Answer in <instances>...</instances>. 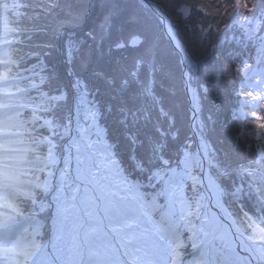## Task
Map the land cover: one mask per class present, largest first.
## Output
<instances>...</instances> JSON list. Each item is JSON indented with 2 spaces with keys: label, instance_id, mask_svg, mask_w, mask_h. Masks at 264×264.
<instances>
[{
  "label": "trees",
  "instance_id": "1",
  "mask_svg": "<svg viewBox=\"0 0 264 264\" xmlns=\"http://www.w3.org/2000/svg\"><path fill=\"white\" fill-rule=\"evenodd\" d=\"M147 1L171 18L186 52L190 85L197 95L196 132L210 147L211 173L224 191L225 205L242 230L249 231L251 219L264 226V97L251 85L258 78L253 72L264 76V0ZM183 5L191 7L187 20L179 13ZM0 6L6 9L0 13V45L7 44L0 56L9 64L8 75L31 78L7 84L0 92L33 88L5 99V105L38 110L17 113L20 123L29 126L9 146L30 150L26 156L31 161L38 153L42 167L50 144L24 148L19 143L40 136L61 152L68 140L63 133L86 92L116 159L146 191L159 188L149 187L154 172L177 166L187 151L196 153L180 56L155 12L138 0H0ZM135 36L143 43L130 48ZM120 43L126 47L116 49ZM62 94L65 99L59 100ZM41 118L50 120L53 130L42 126ZM11 119L2 130L19 132ZM8 173L15 181L4 182L10 189L5 196L0 193V204L14 198L15 212L36 215L43 224L36 237L30 234L32 222L21 230L23 247L33 240L47 244L52 214L50 209L41 213L48 196L38 188L46 172ZM188 185L189 195L201 192ZM10 260L23 264L25 253L0 251V264Z\"/></svg>",
  "mask_w": 264,
  "mask_h": 264
},
{
  "label": "rangeland",
  "instance_id": "2",
  "mask_svg": "<svg viewBox=\"0 0 264 264\" xmlns=\"http://www.w3.org/2000/svg\"><path fill=\"white\" fill-rule=\"evenodd\" d=\"M5 11V7L0 6V13ZM6 46L7 44L4 46L0 45V51ZM8 71L9 64L0 56V88L5 86V84L19 83L24 80L21 76L16 77L8 75ZM253 75H258V78L251 85L255 90V93L259 92V94L264 97V76H262L260 72H253L252 76ZM29 79L31 78H28V80ZM30 86H32V84H30ZM24 90L25 89H16L14 91L12 90L14 93L7 94H2L0 92V118L3 117L1 112H4V109H13L10 106L5 105V100L2 99L10 95H13V97L10 96L11 98H18L29 92L28 90L23 92ZM29 90H31V88ZM58 99L64 100L65 95L62 94ZM258 99L259 98H255V105ZM78 100L79 101L77 103L79 107H76L74 111L75 117L73 123L67 130L64 131V136H68L69 140L64 146L62 154L53 156L52 158L46 157L43 162L45 168L49 169L48 167H53L52 171L47 170V177L50 178L48 179L49 186L46 185V182L44 184H39L40 188H42L44 192L45 190H49L48 194L50 195L51 205L53 206V240L51 242L50 252L56 253L57 257L60 258L61 264H82L83 262L85 253L82 247L81 239L77 233V224L80 223H77L78 217H75L76 213L80 212L77 208L73 209L70 207L73 206L72 201L67 202L64 197H70L74 188L77 187V185H74V183L70 181L74 179V171L80 172L83 166L86 165L89 166L91 171L90 175L94 178L97 185H105V189L102 192L106 196L103 200V213L105 214L106 219H108L107 221H109L108 225L111 226L112 231L116 235L118 244L126 247L125 249L128 256H133V254L138 253L139 257H141V264H171L173 260L171 253L173 251L174 241L170 231L174 228L177 234L184 235V246L181 248L182 258L180 263L188 264V261L185 259L187 256L185 255L184 250L187 249L188 245L190 250L193 249V242L191 240V235L189 238L185 237V233L188 232V229L181 220V213L175 201L176 196L172 185L181 184L180 177L183 172L182 161L189 151L184 154L177 166L154 172V182L153 185H150L149 187L152 189L157 184H160L157 190L152 193L143 191L138 186L140 185L139 182L137 180L134 181V179L126 175L117 162V159L114 158L115 156L112 148L106 140L105 130L98 123L99 115L97 109L91 105V102L88 101L86 92H83ZM18 105L19 104H15V106ZM17 115L18 114L9 116L8 119L12 117V123L16 124L18 131L21 132L20 129L27 128L29 124L20 123V117ZM40 121L42 122V126L48 129H53L50 120L41 118ZM16 135L19 134H14L9 137L0 134V166L11 161L9 158L4 156L7 154V150H9V148L1 147L5 145L6 139ZM42 142L43 141L41 139L36 140V144ZM45 142L50 143L49 140L48 142L45 140ZM12 143L13 141L10 140V144ZM19 144H21L20 147L31 145L29 142H21ZM54 146L55 145L53 144V147ZM82 148L86 151L84 152ZM201 151L206 161L211 163L209 159V152L211 150L204 142H201ZM17 154L18 158L16 159V163H18V166H21L20 164H24L27 159L25 157V150H17ZM191 155L195 159L194 173L197 174L201 170L200 160L197 153L192 152ZM32 162L37 164L36 159L32 160L30 163ZM0 179L9 184V182H11V175L0 169ZM188 184L191 183L184 181V185L186 187L184 189L185 201L183 213L187 214L186 219L197 224L200 218L197 217L196 201L193 199L192 194H190L191 196L188 195ZM57 186L58 189H56ZM90 202V196L87 194L83 198L81 205L83 207L90 208L94 217L95 214H97L96 208L95 205ZM149 202L154 203L156 211L153 212L151 210L148 205ZM63 204L69 209V215L72 217V221L70 222L71 229H69V232L65 237V245L61 246L58 237L55 238V232L58 231V225L60 222L58 218L62 215L59 211H61V206ZM12 214L13 204L0 205V229L13 225L12 221L17 220V215ZM234 220L236 221L235 218ZM34 224L37 227L39 225L38 222H35ZM95 224L96 225L91 224L92 226H96V232L93 236L95 238V244L101 245L100 247L103 249L105 248L104 252L107 256H102L100 253H96L95 255L93 252L87 253L88 255H86L88 258L92 257L95 259H105L104 262L99 261L92 264H124L122 262V257L119 256L116 251V247L112 245L110 246V243L112 242L111 240H108L109 234L106 231H103L99 222H95ZM131 225H135L136 228L134 227L132 229ZM257 226L264 229L262 222L254 219H251L248 225L249 231H247L246 228L242 230L238 225L242 233L247 238L252 240L257 237V235L253 232L254 228ZM10 234L12 233H7V235ZM12 241H14V244L10 247L12 254L20 253L22 250L27 249L26 260L23 264H57L51 253L43 248H39L38 245L32 246L33 243L31 242V244L28 243L30 246L25 248L19 239L13 238L10 243H12ZM88 244H90V247L95 246V244H91L90 242H88ZM128 245L135 246L130 248ZM216 245L219 250L215 256L214 264H221L222 258L225 257L227 253L221 244L216 243ZM0 251L5 253L2 249H0ZM233 256L234 254L230 260L233 259ZM8 263L11 264L12 261L10 260Z\"/></svg>",
  "mask_w": 264,
  "mask_h": 264
},
{
  "label": "bare ground",
  "instance_id": "3",
  "mask_svg": "<svg viewBox=\"0 0 264 264\" xmlns=\"http://www.w3.org/2000/svg\"><path fill=\"white\" fill-rule=\"evenodd\" d=\"M198 9V8H197ZM168 26L169 23H167ZM203 154V153H202ZM194 158L187 154L183 161V172L180 177L181 184L180 185H172V188L175 192V201L179 208V211L181 213V220L186 225V228L190 232L191 239L193 241V249L194 254L189 259L188 264H214L215 262V256L217 255V251L219 250L216 243L221 244L223 246V249L226 251L225 257L222 258L221 264H264V229L257 226L254 228V233L257 235V237L252 240L247 237L245 239L251 240V243L249 244L248 241H242V243H248V248H246L245 254L242 250L238 249L235 244L228 238H215L211 236V234L208 231L207 224H208V217L206 214H202L201 208L205 206L204 204V198L203 195H199L196 205H197V217L200 218L199 224L192 223L188 219H186V213H183V207H184V201H185V185L184 181H188L193 184L194 188L197 186H200L201 179L194 173ZM75 177L80 180L82 191L88 190L89 188H93V195L96 197L97 201H94V205L96 208V211L98 213V217L101 221V227L103 230L108 232L109 239L112 243H110V246H115L116 251L119 256L122 257V262L124 264H141V257H139L138 253L133 254V256H128L126 247H123V245L118 244L116 235L112 231L111 226L108 225L107 220L104 218L103 215V209H102V199L103 196L100 195V191L96 186L86 187L84 185V180L87 178V168H83L80 172L74 171ZM81 190L78 191L77 195L80 197ZM148 205L150 206L151 210L154 212L156 211L155 205L153 202H149ZM73 209L77 208L80 212L79 214L76 213L75 217H78L77 223V233L78 236L81 239L82 247L84 249L85 257L83 259L82 264H84V260L88 258L87 253H94V255L97 253H100L102 256L105 255L104 249L100 247L101 245L95 244L94 234L96 232L95 227L92 226L95 221L96 217L92 216V211L88 207H83L80 205V203H75V206H70ZM88 208V209H87ZM62 215L59 216V225H58V231L55 232V238L58 237L59 243H61V246L65 245V237L71 227V219L69 215V209L66 208V206L63 204L61 206ZM90 212V213H88ZM202 215V216H201ZM92 224V225H91ZM170 234L173 238L174 244H173V251L171 253L172 255V263L171 264H181L180 260L182 258L181 248L184 246L183 237L180 234H177L175 229L173 228L172 231H170ZM91 244H95L94 247H90ZM108 243V242H106ZM130 248L132 245H128ZM87 254V255H86ZM233 256V259L230 260V258ZM51 255L53 258H55V261L57 264L60 263V258L57 257L55 252H51ZM185 263V262H184ZM115 264V263H112ZM186 264V263H185Z\"/></svg>",
  "mask_w": 264,
  "mask_h": 264
},
{
  "label": "water",
  "instance_id": "4",
  "mask_svg": "<svg viewBox=\"0 0 264 264\" xmlns=\"http://www.w3.org/2000/svg\"><path fill=\"white\" fill-rule=\"evenodd\" d=\"M138 1L141 2L145 7L155 12L163 26L165 37L172 45L175 52L180 56L181 65L183 68L184 89L188 96L189 111L191 113L192 131L194 133V137L197 140V156L200 160L202 173L200 178V187L203 198L205 200V205L207 207L206 215L208 217V231L211 236L215 238L230 239L235 244V246L238 249L242 250L245 254L247 250L246 248H248V243L250 244L251 240L245 239L246 236L242 233L233 216L229 212L228 208L225 206L222 199V190L220 189L219 184L213 178L211 168L206 159L204 158V155L202 154L201 148L198 143V135L196 133V123L198 119L196 92L190 85L189 73L186 69L187 56L182 43L176 37V28L171 18L164 12V10L160 6L151 3L147 0ZM198 10L206 14V11L202 7H199ZM179 13L183 16L184 20H187L191 15V7L183 5L179 9ZM167 23H169L170 26H168ZM142 43L143 39L140 36H135L129 41L128 46L130 48H138L141 46ZM115 48L123 49L125 48V44L120 43ZM140 64L141 63L138 62V65ZM192 187L194 188L193 184ZM243 240L246 242L248 241V243H242ZM192 255L193 253H191L190 256H187L185 259L189 260Z\"/></svg>",
  "mask_w": 264,
  "mask_h": 264
}]
</instances>
